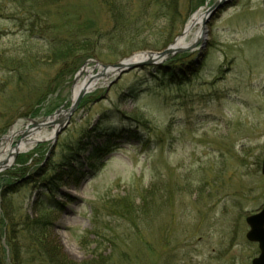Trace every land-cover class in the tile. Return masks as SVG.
<instances>
[{"label": "rangeland", "instance_id": "rangeland-1", "mask_svg": "<svg viewBox=\"0 0 264 264\" xmlns=\"http://www.w3.org/2000/svg\"><path fill=\"white\" fill-rule=\"evenodd\" d=\"M0 1L1 143L70 108L72 86L88 72L164 51L215 0ZM201 28L203 44L163 61L173 58L183 81L158 86L149 66L115 72L85 93L67 123L59 118L55 140L15 153L0 170V220L2 212L35 218L39 242L73 263L95 262L92 233L102 231L111 239L98 240L104 264H251L259 248L245 237V218L264 205V0H232ZM110 128L111 151L93 174L78 185L74 170L47 177L61 154L84 161ZM43 193L51 209L40 204ZM23 229L13 228L20 242ZM0 241L9 253L10 240Z\"/></svg>", "mask_w": 264, "mask_h": 264}, {"label": "trees", "instance_id": "trees-1", "mask_svg": "<svg viewBox=\"0 0 264 264\" xmlns=\"http://www.w3.org/2000/svg\"><path fill=\"white\" fill-rule=\"evenodd\" d=\"M22 3V2H20ZM18 3V4H20ZM107 5H109L110 11L111 13H116L117 12V8L115 6V3L112 4L109 2H107ZM164 8L165 5H163ZM5 9V5L2 1H0V15L2 14V12H4ZM148 11V10H147ZM115 16H112V19L114 21L115 24H120V18L114 14ZM121 15V14H120ZM112 21V22H113ZM185 55V54H184ZM183 56V55H182ZM1 57H4L2 55H0V60H2ZM12 59V58H11ZM11 59H6L5 61L7 62H11ZM173 62H172V61ZM167 61L168 62H172V64H167V66H162L161 68L159 67H154L155 71L157 72V74L160 75V77L156 80L157 81V85L158 86H163L166 85L169 82H177V81H183L185 79V77H187L186 75L183 76H178L177 75V71L175 70L176 67H173V64H175V60H173V58ZM69 64V63H68ZM8 65V63L6 64ZM67 65V64H66ZM70 67V64H69ZM173 67V68H172ZM13 68V67H11ZM179 72L184 73L183 71L177 69ZM130 95L132 97H136L138 96V94L140 93V91L134 88H131L129 90ZM84 99L82 98L79 105H78V109L83 105L84 103ZM137 128L140 127L139 124L136 125ZM124 132H128L125 128L120 129V131H118V133H124ZM109 134V132H105L102 129L99 130L98 134L99 137H102L103 135H107ZM113 133L110 132L109 135H111ZM128 135L132 136V140H139L141 138V136L138 134V132H128ZM59 145V144H58ZM76 145V144H75ZM61 149L67 148V145L64 146L62 148V145L60 144ZM96 146V145H95ZM97 147V146H96ZM84 148H82L83 150ZM81 149H79V152L82 151ZM62 151V150H61ZM111 151L110 148V142L107 139L106 141H104L101 145H99L97 148H95L94 150H90V152L88 153L87 157H86V164L88 167V171L87 172H82L80 168H75V165L78 161V156L75 157V159L72 160H64L63 157L65 158L64 155L61 154L62 156V161H60V163L57 162H53L51 163V167L48 168L50 171V174H48V178L50 176L51 181L56 182L57 180L60 181L61 178L57 177V174L59 171L64 172L63 170L65 169V172L68 173L69 171H76L77 175H73V182L75 185H77L79 183V181L84 178L87 174H92L94 173L97 168L103 163V158ZM59 169V170H58ZM80 169V170H79ZM56 170H58L56 173H54ZM52 174V175H51ZM48 191V190H45ZM40 204L42 206H44L45 208H52L53 203L50 202V200H48L46 198V193H43V195H41L40 197ZM39 203H37V206H40ZM3 216V217H2ZM2 220H0V237L4 236L7 240L9 239V241H7V245L9 248V253H7V251L5 250V245L3 247H1V241H0V264H104V258L102 256L101 253H97V248L100 249L101 245L103 243L98 244V240H102L107 243L111 242L110 238L104 239V237L102 236V234H100L102 231L100 232H94L92 233L93 236H95L98 240L97 242V246L91 251L92 255L95 257V262L91 261H86V262H81V263H73L67 259L61 258L60 255L54 250L53 247H51L49 244H42V242H39L40 240L38 239V233L41 231V227L42 224L37 222L34 219H30L27 217H21L22 221H20V217L17 219L18 221H13L12 217L14 218V216H10V214L6 213V212H2ZM20 226H24L23 231L21 232V234L24 236L23 238H25L23 241L20 242L18 233H17V237L14 236L15 232L13 230V228L15 227H20ZM98 227H102L103 229L105 227L103 226H98ZM94 229H97V227H95ZM93 229V230H94ZM109 232V231H108ZM20 233V232H19ZM91 233V232H90ZM89 234V232H88ZM88 234L86 235V237H88ZM60 257V258H59ZM24 258V259H23Z\"/></svg>", "mask_w": 264, "mask_h": 264}, {"label": "bare ground", "instance_id": "bare-ground-1", "mask_svg": "<svg viewBox=\"0 0 264 264\" xmlns=\"http://www.w3.org/2000/svg\"><path fill=\"white\" fill-rule=\"evenodd\" d=\"M204 18H205V14H204L203 9H199L196 12H194L190 16L187 24L185 25L182 34H180L179 36L176 37L175 41L170 45V48L172 50H175L178 48H185L187 46L188 47L192 46L194 41H196L197 38L201 34V30H202L201 27L203 26V24L205 25L208 22L207 21L206 23H203ZM191 32H192L193 36L190 40L187 41V37H188L189 33H191ZM147 55L148 54L146 52L135 54L131 58V61L143 60L147 57ZM86 70L91 71L90 68H86ZM115 72H116V69L110 67V68H107L100 75L95 76L91 72H88L80 80L77 79L76 82L74 83V85L72 86V90H71L72 102L74 101L76 96L79 94V92H81L83 90L90 91L92 88H94L100 82V80L105 82L107 76L114 75ZM63 112L57 111L52 116L47 117L45 120L40 121L37 124H34L33 126H30V127L27 126L26 128L21 129V130L14 129L11 131L9 136H5V138H3L5 140L1 141V143H0V170L7 167L8 165H10L15 153L28 151L31 148H33V146L38 141L48 140V139L53 138L56 130H58V122H60V120H61V119L59 120V118H62V115L64 114ZM48 125L52 126V128L48 132H46L45 128ZM104 131L105 132H111L113 134L115 133L113 128L104 129ZM22 132H23V138H21L18 141V143L14 147H12L10 145V140H12V138L14 136L20 135ZM98 138H101V137H98ZM95 145L98 147L99 145H101V142H100V144L95 143ZM96 146H92L91 150H94L95 148H97ZM261 209H259L258 211L254 212L252 214L258 213ZM248 229H249V226H248Z\"/></svg>", "mask_w": 264, "mask_h": 264}, {"label": "water", "instance_id": "water-1", "mask_svg": "<svg viewBox=\"0 0 264 264\" xmlns=\"http://www.w3.org/2000/svg\"><path fill=\"white\" fill-rule=\"evenodd\" d=\"M231 1L232 0H215L214 2H212V4H210V6L204 12L205 18L203 20V23H206L213 15H215L217 12L227 7L231 3ZM200 40L202 41V44H203L204 41H203V38H201L199 40H196L192 46H189V47L187 46V48L189 50L193 49L195 45L197 44V42ZM187 48L185 47V48H178V49L172 50L170 46H168L162 52H146L148 55L143 60L131 61L128 59L127 62H119L113 66H104V67L106 69L110 67L115 68L117 72V76H116L117 78L120 73L127 72L133 68H137V67L143 68L145 66L161 67V65L163 64V61H166L169 58L170 54L176 51H180V52L184 51ZM113 81H115V79H113L110 83H112ZM87 92L88 91H85V90L79 92V94L76 96L74 101L71 103L72 105L70 106V108H68L66 111L57 110L59 112L64 111L63 112L64 114L62 115V117H64L65 123H67L69 116L77 108L81 98ZM63 125L60 128H58V130H56L53 140H55L59 131L62 129ZM260 172L262 175H264V157L261 162ZM245 220L249 226V229L246 232V238L249 241L257 242L258 247H259V254L251 260V264H264V206L258 213L247 216Z\"/></svg>", "mask_w": 264, "mask_h": 264}]
</instances>
